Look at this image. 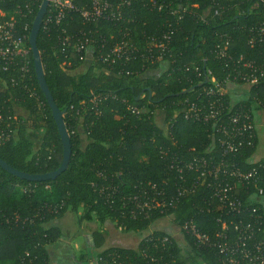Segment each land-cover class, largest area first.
I'll use <instances>...</instances> for the list:
<instances>
[{"label": "trees", "instance_id": "16d2710c", "mask_svg": "<svg viewBox=\"0 0 264 264\" xmlns=\"http://www.w3.org/2000/svg\"><path fill=\"white\" fill-rule=\"evenodd\" d=\"M41 3L6 0L0 8L7 12L6 19L13 17L16 30L25 24L31 30ZM73 4L78 9L90 6L89 0H73ZM177 6L189 10L181 20L168 11ZM211 6V0H130L120 21L85 23L77 12H69L58 25H41L37 49L48 89L56 106L64 111L71 158L60 176L43 183L20 180L0 168V264H50L49 247L62 236L53 222L68 212L76 215L78 227L93 220L100 225L109 221L125 233H141L164 218H170L179 228L192 222L209 235L220 229L215 220L222 214L221 206L211 198L205 183H198L161 213H141L132 200L143 191L150 193L153 185L166 200L175 198L178 188H190L197 178L184 166L194 157L220 159L224 145L231 140L229 113L223 112L213 121L194 123L184 121L180 111L188 103L204 107L214 104L216 98L204 92L212 87L207 71L223 85L234 64L263 59V46L252 47L248 38L250 27L264 14L255 10L240 15L228 7L221 16L209 15L202 21V13ZM65 29L70 35L86 32L93 41L92 63L76 75L69 73L82 66L84 51L77 55L68 50L69 56L64 58L61 31ZM166 33L167 52L158 58L152 39L161 41ZM123 37L137 47L135 58L112 66L103 64L99 53ZM218 48L224 50V57L217 55ZM29 60L30 85L38 99L30 97L23 85H9L16 71L0 69V135L3 131L11 134L8 140H0V159L17 171L42 175L60 166L62 147L35 77L31 52ZM165 62L168 66L163 70ZM146 73L156 76L144 78ZM245 95L248 98L241 101L225 95L223 105L232 103L231 113L249 112L252 118L253 111L264 112V79ZM15 107L26 115H15ZM157 112L164 114L163 127L156 121ZM37 132L42 135L34 149L30 139ZM257 144L256 135L234 158L227 154L223 157L235 161L243 171L254 169L257 185L264 191V157L252 162ZM179 168L186 182L180 180ZM247 191L238 195L247 209H258L255 239L264 241L263 206L250 201L254 193L251 187ZM131 210L136 215L132 216ZM91 237L96 248L102 235L92 233ZM164 237L167 242H162ZM182 241L180 244L172 235L155 231L141 238L135 249L102 250L95 264H221L216 250L197 248L188 235H182ZM83 258L80 260L88 261Z\"/></svg>", "mask_w": 264, "mask_h": 264}, {"label": "built area", "instance_id": "2783aa9c", "mask_svg": "<svg viewBox=\"0 0 264 264\" xmlns=\"http://www.w3.org/2000/svg\"><path fill=\"white\" fill-rule=\"evenodd\" d=\"M211 1L212 6L201 15L202 21H205L209 15L212 18L221 16L228 7L235 8L240 15L250 14L255 10H259L264 14V0ZM225 1L232 4L228 5ZM4 2L6 0H0V4ZM89 2L90 6L88 8L78 9L73 4V0H49L42 24L44 23L45 26L51 23L58 25L69 12H77L85 23H94L100 19L120 21L123 17L122 10L130 5V0H113L112 3L110 0H89ZM222 2H224V5L221 4ZM153 5H155V2H153ZM161 9L162 7H159L158 11H161ZM168 11L171 15H177L178 20L189 13L187 6H177L175 9H168ZM16 12L19 13L18 10ZM47 14L48 16H46ZM6 16L7 12L0 8V69L2 71H16V75L9 79V85L11 87L23 85L30 97L38 99L35 90L30 85L29 24H25L19 30H16L13 17L8 20ZM61 32V53L64 58H68V50L77 55L84 51V57L88 49L92 50L93 41L86 32L79 31L75 35L68 34L66 29ZM125 36H128V33ZM161 38V41L158 42L152 39V44L158 49V58L164 57L165 52H167L165 44L169 42V33L162 35ZM248 44L252 47L254 45L263 46L261 51L263 59L259 63H257V60H251L234 64L223 85L218 83L207 71L212 87L204 92L206 96L216 98L214 104L204 107L196 103H188L180 111L184 121L194 123L213 121L221 117L223 112L229 113L228 121L232 127L229 132L231 140L224 145L223 156L227 154L232 158L244 146L246 141L249 142L255 138L257 126L249 112L236 111V113H231L232 103L224 106L222 98L225 95L230 96L229 91L238 87L237 83L241 84V87H245V91H248L264 79V16L250 27ZM137 53V47L123 37L117 40L106 52L99 53L98 58L103 64L112 66L122 60H133ZM217 55L224 57L226 54L223 49L218 48ZM1 122L0 116V124ZM224 129L226 128H223V131ZM10 136L9 132L3 131L0 140L6 141ZM223 156L220 159L214 156L192 158L184 166L187 171L197 174V178L190 188H178L176 197L166 200L162 192L156 191L154 185L150 186V193L143 191L140 196L132 197L135 209L141 211V213L152 210H159L161 213L172 207L178 198L191 192L198 183H205L207 188L210 189L211 198L221 206L222 214L215 220V223L220 225V229L211 235L204 234L198 230L194 223L190 222L180 227L181 235L190 236L197 248L216 250L222 258L221 264H264V241L255 239L257 220L259 219L256 215L258 209H247L238 195L240 191L248 193L247 189L251 187L254 193H251L250 201H259L261 204V198L264 197L263 188H259L257 185L259 178L254 169L243 171L236 165L235 161L226 160ZM252 158L254 163L260 160L255 158V155ZM178 172L181 174L180 180L186 182L183 169L179 168ZM130 214L132 216L136 215L134 210H131ZM222 215L225 218L224 221ZM167 241V237L162 240V242Z\"/></svg>", "mask_w": 264, "mask_h": 264}, {"label": "rangeland", "instance_id": "374dc122", "mask_svg": "<svg viewBox=\"0 0 264 264\" xmlns=\"http://www.w3.org/2000/svg\"><path fill=\"white\" fill-rule=\"evenodd\" d=\"M92 63V50L88 49L86 51L85 57L83 59V64L75 71L70 72L69 74L76 75L81 72H83L85 69H87L88 66ZM168 66L167 63H164V69ZM156 75L153 73H146L143 77L144 78H154ZM245 87H236L232 89V91H229V94L231 97L234 98V101H241L248 98L245 95ZM255 108V105H253V109ZM15 115L17 116H24L26 113L18 108L15 107L14 109ZM156 121L157 123L163 127V117L164 114L162 112H157L156 115ZM253 118L254 122L257 126L256 133L258 136V144H257V151L255 158L261 159L264 157V112L259 111H253ZM81 133V132H80ZM42 133L37 132L31 134V141L34 145V149H37L39 146V139L41 137ZM83 144H84V136L81 135ZM261 205L264 207V197L261 198ZM64 217V216H63ZM55 226L60 230V233H63L62 235L65 236L60 238L62 241V244L66 245V243L71 245L72 250L74 251V255L78 257H82L81 255H87L88 261L83 262L82 264H95L96 255L104 250V248H107V246H114V247H123V248H136L140 239L155 232H164L169 235H172L180 244H182V235L180 232V228L177 227L170 218H164L156 221L153 223L146 231H143L141 233H125L121 231L120 229H115L113 223L107 224V231L109 232V239L106 238V231H101L100 228L103 227L100 225L97 221L93 220L90 222H86L78 227L76 215L72 212H68L65 214V217L60 220V225H62V230L59 227L58 223L56 224V221L53 222ZM105 228V226H104ZM117 231L114 233V231ZM92 233H100L102 235V240L100 241V245H97V247L93 251L86 252L85 249V236L92 234ZM104 236V238H103ZM112 245H108L111 244ZM56 244V243H55ZM115 244V245H113ZM58 249V248H57ZM88 249V248H87ZM90 250V249H88Z\"/></svg>", "mask_w": 264, "mask_h": 264}, {"label": "water", "instance_id": "95a60500", "mask_svg": "<svg viewBox=\"0 0 264 264\" xmlns=\"http://www.w3.org/2000/svg\"><path fill=\"white\" fill-rule=\"evenodd\" d=\"M49 5V0H42V3L38 9V12L33 20L31 30L29 33V46L31 48V54H32V60H33V67H34V73L35 77L39 86L40 91L42 92L45 101L50 109L51 116L55 122L58 135L61 141V147H62V161L60 166L52 172L42 174V175H30L27 173H23L20 171H17L7 165L4 161L0 159V168L3 169L5 172L10 174L11 176L18 178L20 180H24L27 182H48L55 180L58 176H60L69 165V161L71 158V144H70V137L68 135L67 129L65 127V123L63 120L64 111H61L55 104L52 95L48 89V86L45 81L44 77V71L42 67V61L40 57V53L37 49V36L43 21V18L46 14L47 8Z\"/></svg>", "mask_w": 264, "mask_h": 264}, {"label": "crops", "instance_id": "0c3cea01", "mask_svg": "<svg viewBox=\"0 0 264 264\" xmlns=\"http://www.w3.org/2000/svg\"><path fill=\"white\" fill-rule=\"evenodd\" d=\"M161 68L163 70H165L167 67L164 69V64H163ZM64 217H65V215H64ZM64 217H62L60 220H62ZM60 220H57L56 224L58 223L59 227L62 230V225H60V223H59ZM109 223H111V222L106 221L102 225L103 227L100 228L101 231H106V235L105 236H106L107 239H109V236H110L109 232L107 231L108 229H106L107 228V224H109ZM104 226H105V228H104ZM113 227H115V226H113ZM115 229H116V227H115ZM115 232H117V231L115 230L114 233ZM62 234L63 233H61V235ZM62 237L64 239H67L63 235L60 238H62ZM103 238H104V236H103ZM108 245H112V243L108 244ZM113 245H115V244H113ZM112 247H114V246H107V248H104V250L108 249V248H112ZM87 248L88 249L90 248V250H88ZM119 248H123V247H119ZM85 249H86V252L93 251L95 249V245H94V243L92 241L91 234L85 236ZM132 249H134V248H132ZM49 252H50V264H82L83 262H86V260H84V261L80 260L81 257L77 258L74 255V251L72 250L71 245L70 244L68 245L67 243H66V245L62 244V241L60 239H59L58 243L53 244L52 246L49 247ZM81 256L82 257L84 256L83 259H88V256L86 254L85 255H81Z\"/></svg>", "mask_w": 264, "mask_h": 264}]
</instances>
